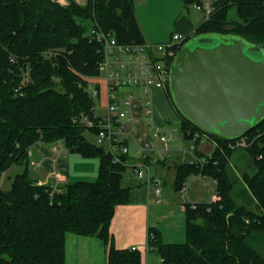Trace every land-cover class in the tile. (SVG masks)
<instances>
[{
    "label": "trees",
    "instance_id": "trees-1",
    "mask_svg": "<svg viewBox=\"0 0 264 264\" xmlns=\"http://www.w3.org/2000/svg\"><path fill=\"white\" fill-rule=\"evenodd\" d=\"M137 1L0 0V179L14 167L19 171L8 175L9 188L0 187V264H67L69 233L99 238L109 247L107 264H143L141 250L118 249L111 239L116 209L130 198V187L121 183L127 155L115 161L85 134L94 135L97 128L80 120L83 114L98 119L86 77L100 73L102 56L86 34L97 26L113 31L121 44L146 42ZM201 1L183 3L188 8ZM213 4L195 34H234L264 45V0ZM166 92L170 99L169 86ZM181 116L185 135L191 129L216 144L202 163L177 161L175 189L180 191L191 175H203L216 181L217 198L186 203L184 242L166 243L150 229L147 251L157 253L162 264H264V120L246 133L251 145L245 149L256 169L243 175L257 203L258 211H252L233 197L231 139ZM59 141L69 152L99 160L96 180L58 187L38 183L31 151L38 142Z\"/></svg>",
    "mask_w": 264,
    "mask_h": 264
},
{
    "label": "built area",
    "instance_id": "built-area-1",
    "mask_svg": "<svg viewBox=\"0 0 264 264\" xmlns=\"http://www.w3.org/2000/svg\"><path fill=\"white\" fill-rule=\"evenodd\" d=\"M56 1L68 4L61 0ZM75 1L83 3V0ZM210 6L209 2L203 6L208 13L211 12ZM196 8L201 10L202 5H196ZM86 35L90 42L99 46L102 56L99 64L100 76L86 77V89L96 103L101 97L102 85L105 86L106 103L103 106L106 111L103 114L96 113L97 120L86 114H83L80 120L88 127L97 128L94 134L96 143L105 146L114 155L115 161L122 162L121 155H127L130 144L135 143L140 158L132 167L137 177L147 185L153 186L155 193L160 197L163 179L154 172V165H159L163 160H172L175 150L181 151L179 161L202 163L205 160V153L200 156L198 151L203 139L208 140L207 134L189 129L187 135L181 131L183 137L180 138L176 126L171 123L158 125L154 119L153 90L155 87H166L174 57L193 34L175 33L170 42L160 44H121L113 31L97 26L90 28ZM174 139L179 141L178 148L171 145ZM249 140V135L244 134L229 140V144L232 148L247 146ZM61 143L59 141L54 144V149L57 150L56 145ZM32 163H35L34 160ZM198 178L209 179L203 175H198ZM211 181L214 186L216 181ZM189 185L187 180L180 189L184 200L190 199ZM212 191L211 201L215 200L218 194L215 186ZM136 249L137 247H132V250Z\"/></svg>",
    "mask_w": 264,
    "mask_h": 264
},
{
    "label": "water",
    "instance_id": "water-1",
    "mask_svg": "<svg viewBox=\"0 0 264 264\" xmlns=\"http://www.w3.org/2000/svg\"><path fill=\"white\" fill-rule=\"evenodd\" d=\"M168 86L194 125L227 139L244 135L264 120V45L234 34H194L172 61Z\"/></svg>",
    "mask_w": 264,
    "mask_h": 264
},
{
    "label": "crops",
    "instance_id": "crops-1",
    "mask_svg": "<svg viewBox=\"0 0 264 264\" xmlns=\"http://www.w3.org/2000/svg\"><path fill=\"white\" fill-rule=\"evenodd\" d=\"M183 17L184 16L178 18V21L181 22L182 26L181 31L189 34L194 31L198 23H193L190 18L184 19ZM139 24L144 34V28L140 21ZM161 39L163 41L166 37H162ZM145 41L149 43L146 38ZM154 90H157L158 93H163V97L168 103L167 107L171 111L170 107L172 105L167 95L166 88L155 87ZM212 145L211 141L203 139L200 143V151L206 154L210 151ZM180 154L181 151L175 150L173 159L168 160L166 165H161L159 163V165L153 166L154 172L160 175L163 179L162 193L160 197L155 193L153 186L147 185L137 177L135 170L132 167L135 160H127L129 167L123 173L121 183L123 187H130V198L129 202L119 205L116 209L110 226L111 239L113 245L118 249H132V247L135 246L138 250H141L143 264H162V259L157 253L147 251L149 230H158L163 241L166 243L184 242L186 240V203L201 202L199 199L193 197L190 198V191V199L184 200L181 197L180 191L175 189L174 183L176 172H174V165L179 161ZM78 155L79 157L77 156V153L72 152L58 154L53 151L51 144L43 142L36 143L33 147L32 158L39 163V167L35 171V174H37L35 177L40 183L50 184L55 187L69 181L84 180V178L81 177L86 172L85 167L87 166V161H85V159L88 158H85L80 154ZM188 181L190 182V185L192 182L207 183L206 180H201L194 175L189 177ZM9 187L10 185L6 187V189ZM163 197L165 198L166 203H163ZM211 200L212 197L209 201ZM83 237L90 238V236H82L80 238ZM81 240L82 239H75L78 248H82L83 245L92 247V239H89L87 242ZM67 244L68 236L66 243V257L68 256ZM101 246L104 249L103 258L102 260H96L94 264H107L108 262L109 247L103 244ZM80 251L81 250L78 251L79 254ZM84 254L86 255L88 253L85 252Z\"/></svg>",
    "mask_w": 264,
    "mask_h": 264
},
{
    "label": "rangeland",
    "instance_id": "rangeland-1",
    "mask_svg": "<svg viewBox=\"0 0 264 264\" xmlns=\"http://www.w3.org/2000/svg\"><path fill=\"white\" fill-rule=\"evenodd\" d=\"M64 2H68L71 0H61ZM215 0H202L201 3H196V5H202V9L198 10L196 5H190L188 8L185 7L183 0H138L135 5L136 15L139 21L142 23L144 28V35L145 38L149 43L152 44H160V43H168L171 40V36L175 33H181L183 35H187L188 33L181 31V22L178 21V18L184 16V19H191L193 23H200L202 20L207 19L211 12L213 11L214 2ZM209 2L211 7V12L208 13L207 10L203 7L205 3ZM102 28V27H101ZM105 30V29H103ZM196 30L194 29L193 32L189 33L190 35H194ZM162 37H166L162 41ZM251 56L254 58L261 57V52H250ZM100 76V73L96 76H92L90 78H97ZM105 86L102 85V94L101 97L96 100L94 106H96L95 111L98 114H103L106 109L103 105H105ZM162 91V90H161ZM154 94V111H155V120L158 124L167 125L169 123L173 124L178 129V136L180 138L183 137L181 131V123L183 124V118L181 113L178 111L176 106L171 100V111L167 107L168 103L163 97V93H158L157 90H153ZM170 111V112H169ZM171 113V114H170ZM85 134L89 137V140L96 143V137L94 135H90L89 132L85 131ZM90 135V136H89ZM251 136H249L250 138ZM216 143V142H215ZM54 144L51 143L53 151L58 154H66L69 152L66 146L61 143V145H56L57 150L54 149ZM214 144V142H213ZM171 145L175 148H178L179 141L174 139L171 142ZM251 145V141L248 142L247 146H239L233 148L235 151L233 152L232 159H231V177L234 181V188H233V197L237 203V205H245L248 209L252 211H258L257 203L255 198L252 196L250 190L246 186L244 181L243 175L248 173L250 175L254 174L255 167L252 160L251 155L245 149ZM33 156V151H31ZM79 157V155L77 154ZM140 158V153L138 152V148L135 143H131L129 146V153L127 154V160L136 161ZM87 161L86 172L83 174L81 178L84 180H96L98 175V168H99V160L95 157L85 159ZM35 163H32V169L34 176L35 171L39 167V163L34 160ZM176 165L174 168V172H176ZM18 171V168L14 167L7 172H5L0 179V187L5 189L10 185L9 176H14ZM9 175V176H8ZM191 175L190 177H192ZM198 177V175H194ZM38 183L39 180L37 179ZM206 182H192L190 185V198L199 199L202 201H209L212 197V186L211 179H206ZM58 187V186H56ZM163 203H166L165 198L163 197ZM210 202V201H209ZM82 236L69 233L68 234V252H67V260L68 264H94L96 260H102L104 249L102 248V242L97 237H90V238H80ZM75 239H82L81 241L87 242L89 239H92V247L83 245L82 248L77 247V243ZM96 243V244H95ZM98 243V244H97ZM96 245V246H95ZM98 245V247H97ZM79 250L80 254H79ZM87 250V251H86ZM88 254H84V253Z\"/></svg>",
    "mask_w": 264,
    "mask_h": 264
},
{
    "label": "flooded vegetation",
    "instance_id": "flooded-vegetation-1",
    "mask_svg": "<svg viewBox=\"0 0 264 264\" xmlns=\"http://www.w3.org/2000/svg\"><path fill=\"white\" fill-rule=\"evenodd\" d=\"M167 87H168V85H166V87H165V88L167 89Z\"/></svg>",
    "mask_w": 264,
    "mask_h": 264
}]
</instances>
